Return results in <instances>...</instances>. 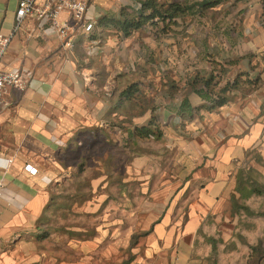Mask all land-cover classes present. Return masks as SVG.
Returning <instances> with one entry per match:
<instances>
[{
	"label": "crops",
	"instance_id": "0c3cea01",
	"mask_svg": "<svg viewBox=\"0 0 264 264\" xmlns=\"http://www.w3.org/2000/svg\"><path fill=\"white\" fill-rule=\"evenodd\" d=\"M19 1L0 0V35L10 38L0 68H24L33 77L24 92L14 93L17 103L12 109L0 106V243L15 240L36 227L50 203L51 184L67 175L63 172L74 170L73 163H62V155L67 149L71 156L73 149H82L88 134H102L113 141L121 135L134 139L135 129L148 124L155 115L164 135L173 131H164L159 107L164 110L163 123L177 129L197 113L235 107L238 109L232 116L236 121L230 124L234 132L217 133L214 125V130L204 134L201 163L187 170L193 177L180 185L179 194L185 198L190 197V188L197 189L196 206L188 211L184 227L171 228L172 217L167 214L156 224L155 233L159 239L168 240L171 247L176 246L172 264H247L250 252L247 248L245 258L240 257V243L221 249L207 243L204 253L197 251L195 243L210 214H216L213 219L219 221L216 211L221 204L229 207L226 220L234 221L238 214L233 205V197L239 198L236 175L251 151L264 150V95L242 99L239 105L231 97L219 109L200 108L189 117L180 112L184 93L175 92L185 91L188 80L179 82L175 78L182 79L185 60L190 59L188 77L223 66L228 79L241 75V80H247L246 76L258 83L264 80V0H218L207 8L201 5L216 0H159L194 6L195 12L178 18L177 24L159 35L147 24L130 36L100 21L105 16H119L123 8L135 11L142 0H91L86 17L96 23L95 35L77 31L68 38L61 37L49 21L37 18L25 19L14 33ZM210 12L212 16L208 17ZM189 25L196 34L203 33L205 26L208 31L207 36L202 34L201 40H195L200 47L194 45L192 53L185 50V40H172L174 32L179 37ZM139 35L144 40L141 44ZM151 68L166 76L156 87L161 92L155 97L154 111L147 108L149 97L144 93L146 87H155L147 86L144 80ZM172 75L174 80H170ZM137 83L141 91L131 99L122 98V91ZM188 98L194 107L204 104L196 93ZM141 116L146 119L136 121ZM126 117L135 124L126 123ZM192 158L198 159V154ZM28 164L37 169L35 174L26 169Z\"/></svg>",
	"mask_w": 264,
	"mask_h": 264
},
{
	"label": "rangeland",
	"instance_id": "374dc122",
	"mask_svg": "<svg viewBox=\"0 0 264 264\" xmlns=\"http://www.w3.org/2000/svg\"><path fill=\"white\" fill-rule=\"evenodd\" d=\"M207 16H212L211 12ZM220 24L224 26L223 21ZM205 28L203 33L196 34L189 25L181 30L179 37L174 32L172 40H185V50L192 53L196 50L194 45L200 47L195 40L202 34L208 35ZM143 41L140 36L138 43ZM187 61L191 60H185L182 79L175 78L179 82L189 78L187 67L192 64ZM144 80L147 86H155L144 90L148 99H152L161 92L156 87L166 76L151 68ZM170 80H174L173 75ZM249 80H241L231 95L237 105L242 99L264 95V80L254 84ZM237 109L200 112L177 129L163 123L164 110L159 107L164 131H173L160 138L129 139L121 135L118 141H113L104 139L102 134H88L82 149H73V156L67 149L62 155V163H73L74 170L63 172L67 175L51 184L50 204L40 224L15 240L0 243V264H172L176 246L171 247L168 240L158 238L156 224L171 214V228L184 227L188 211L196 206L193 202L197 200V189L190 188V197L185 198L179 194L180 185L193 177L187 170L201 163L199 154L203 153L204 134L214 130V125L217 133L234 132L230 124L236 121L232 113ZM143 117L136 121H144ZM125 121L135 124L132 118L126 117ZM195 153L198 159L192 158ZM239 172L236 179L241 176L247 186L237 194L240 207H234V212L239 215L234 216V221L226 220L229 207L221 204L216 211L221 217L219 221L213 219L216 214H210L202 235H198L197 251L204 253L207 243L217 249L240 243L243 248L238 255L244 259L247 248L251 254L252 246L260 242L264 246V194L250 192L252 185L264 186V150L251 151Z\"/></svg>",
	"mask_w": 264,
	"mask_h": 264
},
{
	"label": "trees",
	"instance_id": "16d2710c",
	"mask_svg": "<svg viewBox=\"0 0 264 264\" xmlns=\"http://www.w3.org/2000/svg\"><path fill=\"white\" fill-rule=\"evenodd\" d=\"M217 3H219L218 0L204 2L201 7L207 8L209 6H214ZM193 12H195L194 6H188L179 2L142 0L138 9L135 11L131 12L126 8H123L119 16H105L101 19L100 23L105 27L116 29L124 36H130L133 32L144 28L147 24H151L154 26L156 34L159 35L162 32H167L172 25L177 24L178 18L184 17L187 13ZM226 72L227 70L221 66L220 68L215 67L210 73H195L190 76L187 81V89L184 91L185 97L181 103L180 112L191 117L195 110L200 108L213 111L225 106L230 101L232 93L240 86L239 84L242 79L241 75H238L233 80L228 79L226 78ZM248 82H253V84L258 83L256 80H249ZM139 91L141 90L138 87V83L133 84L128 89L122 91L121 96L125 99H131V97ZM190 93H196L199 95L203 99L204 104H202L201 107H194L188 98ZM155 97L146 101L147 108H150L153 111L155 110ZM134 133L137 138H160L163 135L162 129L157 125L155 115H153L148 124L138 126ZM246 187L247 186L243 183V178L239 176L237 190L240 191ZM251 188L252 189L249 188L251 193L264 194V186L262 185L255 184L252 185ZM233 205L235 208L240 207L238 200L235 197H233ZM40 221L38 222L39 224ZM37 227L39 228V225ZM263 262L264 246L260 242L251 247V254L247 264H263Z\"/></svg>",
	"mask_w": 264,
	"mask_h": 264
},
{
	"label": "built area",
	"instance_id": "2783aa9c",
	"mask_svg": "<svg viewBox=\"0 0 264 264\" xmlns=\"http://www.w3.org/2000/svg\"><path fill=\"white\" fill-rule=\"evenodd\" d=\"M91 0H20L16 13L14 33L27 18L47 20L63 38L79 31L82 35L91 36L96 23L87 19L86 14ZM95 24V25H94ZM10 38L0 35V59L6 52ZM68 44V43H67ZM33 74L30 70L20 68L3 70L0 68V106L12 109L17 99L14 93L24 92L30 85ZM26 169L35 174L37 169L26 165Z\"/></svg>",
	"mask_w": 264,
	"mask_h": 264
}]
</instances>
